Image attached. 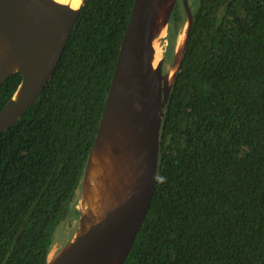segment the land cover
I'll use <instances>...</instances> for the list:
<instances>
[{
	"label": "trees",
	"instance_id": "obj_1",
	"mask_svg": "<svg viewBox=\"0 0 264 264\" xmlns=\"http://www.w3.org/2000/svg\"><path fill=\"white\" fill-rule=\"evenodd\" d=\"M134 1L84 0L48 84L0 133V264H46L61 224L78 222ZM193 15L162 121L158 185L123 264H264V0H198ZM185 18L179 0L167 63ZM21 81L2 85L0 110Z\"/></svg>",
	"mask_w": 264,
	"mask_h": 264
},
{
	"label": "water",
	"instance_id": "obj_2",
	"mask_svg": "<svg viewBox=\"0 0 264 264\" xmlns=\"http://www.w3.org/2000/svg\"><path fill=\"white\" fill-rule=\"evenodd\" d=\"M178 1H134L76 200L80 216L74 235L58 253L50 252L46 264H123L133 248L158 185L162 121L198 2L181 0L185 41L180 53L174 51L170 67L177 64V69L170 81V72L164 71L165 53L154 65V32L163 27L161 42L165 40ZM81 6L75 9L56 0H0V88L12 75L22 76L0 110V133L17 123L48 84ZM92 177L99 214L78 206L93 187Z\"/></svg>",
	"mask_w": 264,
	"mask_h": 264
},
{
	"label": "bare ground",
	"instance_id": "obj_3",
	"mask_svg": "<svg viewBox=\"0 0 264 264\" xmlns=\"http://www.w3.org/2000/svg\"><path fill=\"white\" fill-rule=\"evenodd\" d=\"M58 2L61 3H67L69 4L71 7L73 8H79L82 3L83 0H56ZM164 36V30L163 27H157L155 32H154V47H155V58H154V65H157L158 62L161 60L162 56H163V46H162V42H161V37ZM184 41H185V33L181 34L177 45L175 47L176 51H182L183 49V45H184ZM180 53V52H179ZM171 69H169L167 71V73H169V80L171 81L173 79V76L176 72L177 69V64H175L174 66L170 67ZM92 189L89 193H87L85 196L83 195L78 206L80 207V209H82V211L84 212H88V213H96L99 214V203H98V194H97V183L96 181L93 179L92 177ZM96 196V197H95ZM54 254V251L52 249L51 251V256Z\"/></svg>",
	"mask_w": 264,
	"mask_h": 264
},
{
	"label": "rangeland",
	"instance_id": "obj_4",
	"mask_svg": "<svg viewBox=\"0 0 264 264\" xmlns=\"http://www.w3.org/2000/svg\"><path fill=\"white\" fill-rule=\"evenodd\" d=\"M198 0H196L197 2ZM191 4L194 5L196 2L195 0H190ZM193 7V6H192ZM171 24V23H170ZM184 24V23H183ZM179 28V30L177 31V35H176V41L174 43V50H173V53L170 54L171 57L174 56V51H175V47H176V44H177V41L181 35V33L183 32V25ZM170 26V25H169ZM168 36H169V28H168V33L165 37V40L162 42V46H163V54L166 53V50H167V47H168V44H169V39H168ZM165 56V54H164ZM173 59V58H172ZM172 62V61H171ZM171 62L169 61L168 63L165 62V65H164V71L165 73H167V69H168V66H170ZM78 223V222H77ZM77 223L72 226L69 224V222L66 220L64 221L61 226H60V229L58 228L57 232H56V238H55V244L53 246V251L54 253H58L60 251V249L65 246L69 241L70 239L73 237L74 235V232H75V228L77 226Z\"/></svg>",
	"mask_w": 264,
	"mask_h": 264
},
{
	"label": "flooded vegetation",
	"instance_id": "obj_5",
	"mask_svg": "<svg viewBox=\"0 0 264 264\" xmlns=\"http://www.w3.org/2000/svg\"><path fill=\"white\" fill-rule=\"evenodd\" d=\"M54 244H55V242H54Z\"/></svg>",
	"mask_w": 264,
	"mask_h": 264
}]
</instances>
